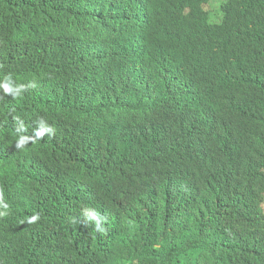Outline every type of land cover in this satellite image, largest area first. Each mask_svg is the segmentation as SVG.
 <instances>
[{
    "label": "trees",
    "instance_id": "1",
    "mask_svg": "<svg viewBox=\"0 0 264 264\" xmlns=\"http://www.w3.org/2000/svg\"><path fill=\"white\" fill-rule=\"evenodd\" d=\"M207 1L151 0L139 27L111 0H0V79L36 85L0 90V264H264V0H227L220 24ZM96 23L102 39L71 41ZM136 37L158 66L206 75L212 103L162 105L144 73L87 51ZM16 117L55 135L17 149Z\"/></svg>",
    "mask_w": 264,
    "mask_h": 264
},
{
    "label": "clouds",
    "instance_id": "2",
    "mask_svg": "<svg viewBox=\"0 0 264 264\" xmlns=\"http://www.w3.org/2000/svg\"><path fill=\"white\" fill-rule=\"evenodd\" d=\"M95 2L97 0H94ZM114 7L122 6L130 11V16L127 17L129 22H132L136 26L142 25V13L143 8L146 7L145 15L146 21L149 26L153 21L152 15V3L151 0H111ZM211 0H208L203 4V8L207 11L208 14V23L209 24H220L222 22V5L227 1L223 0L220 4L219 10L221 16L217 22H210L209 20V4ZM81 26V23L78 24ZM86 32L79 31L75 28L74 35L72 37V42L82 43L86 40L95 39L98 40L101 38L100 29L101 25L99 24H88L85 26ZM106 27V26H104ZM224 29L227 32L233 33L239 30V27L236 25H226L224 24ZM91 35V36H90ZM102 39V38H101ZM143 40L136 37L135 40L128 46V41L125 42L122 49L117 51H112L110 48L113 46L109 42L101 43L94 50H87L92 56L96 64H112L119 60H124L130 68L135 72L144 73V81L149 82L150 84L158 87L161 93V103L162 105H172L173 108L180 110L183 106H186L188 109L193 108L194 102L198 97H202L207 100L210 104L216 98L219 93V88L217 85H212L207 83V76L201 72L197 73V76L191 81L190 75L185 67L181 65H171V66H158L157 61L150 54L143 53ZM118 47V45H116ZM98 54L96 58L94 56ZM35 88V83H29L27 85L23 83H16L13 77L5 75L0 79V90L3 94H10L12 97L20 96L27 88ZM162 89L170 92V94L162 92ZM167 109L164 106L161 109L160 118H165V113ZM18 128L16 129V142L15 147L17 149L23 148L28 143H35L37 140L45 137V133H48V136L55 135L56 129L54 126H45L42 123L41 127L38 130H35L32 135H26L25 127L22 120L19 117H16ZM263 204V202H262ZM10 205L7 202L4 193L0 190V218H4L9 214ZM81 215L84 217V227L87 228L89 224L93 225L94 230L98 233H103L106 231L104 224L106 223V217L101 215L98 210L92 207L85 206L81 209ZM40 220L39 213H33L31 216L27 217L26 221H23L27 224H36ZM75 223V219H73Z\"/></svg>",
    "mask_w": 264,
    "mask_h": 264
},
{
    "label": "rangeland",
    "instance_id": "3",
    "mask_svg": "<svg viewBox=\"0 0 264 264\" xmlns=\"http://www.w3.org/2000/svg\"><path fill=\"white\" fill-rule=\"evenodd\" d=\"M223 0H211L210 4H209V10H210V14H209V20L210 22H217L221 16L219 7L220 4ZM264 203V200H263Z\"/></svg>",
    "mask_w": 264,
    "mask_h": 264
},
{
    "label": "bare ground",
    "instance_id": "4",
    "mask_svg": "<svg viewBox=\"0 0 264 264\" xmlns=\"http://www.w3.org/2000/svg\"><path fill=\"white\" fill-rule=\"evenodd\" d=\"M51 68V67H50Z\"/></svg>",
    "mask_w": 264,
    "mask_h": 264
}]
</instances>
